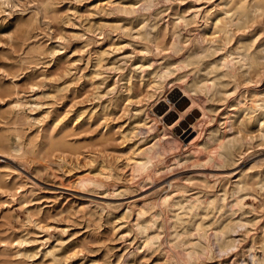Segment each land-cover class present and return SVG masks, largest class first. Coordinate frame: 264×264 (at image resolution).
<instances>
[{"label": "rangeland", "instance_id": "374dc122", "mask_svg": "<svg viewBox=\"0 0 264 264\" xmlns=\"http://www.w3.org/2000/svg\"><path fill=\"white\" fill-rule=\"evenodd\" d=\"M131 1L0 0V264H117L140 240L135 216L126 207L157 199L171 181L187 188L186 206L215 198L223 209L213 211L204 204V214L194 218L184 210L174 220L180 239L173 230L168 235L165 221L172 213L158 208L148 212L140 223L152 224L148 233L160 234L172 259L150 250L131 264H253L251 248L264 264V128L249 123L241 136L223 140L218 158L212 154L203 159L193 152L195 143H213L206 139L210 132L215 140L231 134L224 130L226 111L241 94L250 98L263 89L264 66L248 70L236 61L237 52H243L264 63V12H250L247 20L234 15L228 32L209 43L199 37L208 38L205 32L211 30L197 29L204 26L205 14H220L228 0H157L149 12L135 13L123 9ZM172 33L178 37L173 50ZM228 53L238 69L222 64L220 58ZM153 60L146 72L166 63L174 69L182 62L189 85L210 83L204 98L211 123L205 124L203 117L200 125L188 124L178 133L181 141L168 144L175 151L169 150L164 167L174 163L170 155L180 153L181 161L188 160L180 168L174 163L172 171L139 181L126 158L140 142L121 136L128 134L133 110L143 103L129 106L121 98L113 107L108 98L116 92L126 96L120 87L127 81L134 94L144 96L149 77L138 66ZM118 79L114 94L103 96ZM179 85H166L164 97L174 87L182 92ZM159 101L150 97L149 110ZM170 102L173 107L164 100L157 124L175 132L179 113L191 103ZM61 140L67 144H58ZM103 166L112 169L111 179L78 184L76 174L99 175ZM185 178L194 180L188 184ZM228 216L232 224L218 240L220 253L192 232L196 219L206 231ZM211 233L206 231L208 240ZM169 242L189 256L180 258Z\"/></svg>", "mask_w": 264, "mask_h": 264}, {"label": "bare ground", "instance_id": "6f19581e", "mask_svg": "<svg viewBox=\"0 0 264 264\" xmlns=\"http://www.w3.org/2000/svg\"><path fill=\"white\" fill-rule=\"evenodd\" d=\"M156 1L157 0H133L130 2V4H128V6H123V9L130 10L132 13L140 11L149 12L152 7L158 4V2ZM225 7L226 8L223 9L220 14L216 15L213 18L211 17V13L205 14V18L203 19L204 26L198 28L197 30L206 31L207 28H209L211 31L209 33L205 32V35H208V38H201L200 36V42L209 41L210 43L213 41L214 38H218L221 33L225 35L228 32V27L230 23L233 21L234 15H239L241 18L244 17L247 20L250 12H264V0H251L250 3L244 0H238L237 2H235L234 0H228L225 2ZM237 19L239 18L237 17ZM166 26H168V24ZM171 37V49L173 50L175 48V44L177 42L178 37L175 33H172ZM153 38L154 42H156L157 36L154 35ZM154 47L156 49L158 48L156 44L154 45ZM237 54H240V59L237 60L236 63L239 64L241 62L240 67L246 65L248 70H256L260 68V65L264 66V63L259 61V56H257L256 54L251 55L250 53L247 54L243 52H237ZM220 60L222 61V64H232L231 66L234 69H238V67H235L233 59L230 58L229 53L221 57ZM154 62L155 60H153L152 63L140 64L138 66V69L141 72H146V68L151 67ZM180 63L182 62H179V64L173 66L174 69L171 68L173 64L166 63L164 65L159 66L158 68H154L150 72H146L145 76H148L149 79L145 86L148 90H146V94L144 96L138 97L136 94H134L132 92V85L129 81L125 82V84L120 87L122 89L124 88L127 93L126 96L121 93L118 94V92L114 94L115 90H117L119 87V79L115 81L113 85L111 84L106 86V92L103 94V96H106L108 94H114L113 96L108 98V103L111 104V106L113 107L117 105L118 100L121 98L127 101L129 106L133 103H143L142 107L138 108L137 110H133L135 112L133 114L135 120L132 122V126L128 130V134H123L121 136L122 138H127L128 135L138 137L136 141H139L140 144L132 150V153L126 158V161L131 175L139 181L152 179L154 176H157L160 171L163 170L172 171L175 167L173 165L174 163L177 167L182 166L184 163H186L188 160L184 158L185 160L181 161L180 153L172 154L170 156L171 158H173L174 163L172 165H169L168 167H164V164L167 161L166 158L167 156H169L168 154H170L169 150H174L173 146H169L168 144L172 142L175 143V141H181L180 136H178V133L183 134V131L185 130L186 125L188 124L191 125V128L200 125V120L203 117L207 118V121L204 122L205 124L211 123V118L206 105L208 100L204 98V92L211 91L210 83L205 80L202 82L200 81L197 84L193 83L192 85H189L188 78H190V74L181 73V69L186 68L187 65H183L182 67H180ZM114 70H118V68ZM177 71H179V74L173 77V75ZM130 79L131 77L129 78V80ZM178 82L182 84L181 86L179 85L182 92L176 87H174L171 90L169 97H164L165 86ZM150 97L160 99L159 104L153 111L149 110L148 99ZM161 97H164V100L168 102L169 106L171 107H173V105L170 100L176 102L178 106H182L188 102L191 103V105L184 112L179 113L181 118L178 121L179 123L176 122L175 124V132L167 130L164 124L162 129L158 128L157 123L161 120L158 118L157 114H160L164 105L166 106L164 100H162ZM133 98L135 100H133ZM17 106L20 107L21 105L17 104ZM171 111L172 110H170L169 112H164V116L169 118ZM46 118L43 117V120ZM223 119L224 130L231 131V134H226L221 139L215 140L212 135L213 132H210L206 139L208 142H213L212 144L209 145L200 142L195 143L196 149L193 152L201 154L203 159H211L212 154H215L216 158H218V156L216 155V149L220 145L224 144L223 140H227L226 143L230 142L229 140L231 139H229V137L235 133L241 136L242 129L246 128V126L251 122H255L260 131L263 130L264 87L262 90H254L251 93L250 98L241 94L239 96V99L232 105V108L229 110V112L226 111ZM192 120H196V122L192 123ZM103 137L104 135H102L100 138ZM232 138L235 139V135ZM59 143L60 145L67 144L63 140L58 141V144ZM72 149H75V147L73 146ZM134 155L139 156V158H134ZM101 171L102 172L99 175L91 173H84L80 175L76 174L78 184L86 186L88 184H93L100 180L111 179L112 169L110 167L103 166ZM193 180V178L184 179V181L188 184ZM214 181L216 183L217 179H215ZM187 192L188 190L186 187L177 185L174 181H171L169 184V190L165 189L163 194L157 199L150 202L143 201L142 199L138 202L129 204L126 207V213L135 216L136 229L140 236V240L139 243L135 246L134 251L131 250L132 247L126 249L125 253L121 256L117 264H131L137 258L138 255H140L141 253L143 254L146 252H150V250L160 252L161 256L165 259H172L170 253L171 249L164 246L163 242H160V239L162 238L160 234L154 232L148 233V230L152 228V224L149 225V223H140V219L148 212L158 208L159 210H166L167 212L172 213V215H169L165 221L166 227L168 229V235L171 236L172 234L170 231L173 230L175 238L180 239L183 234L181 232H177V225L174 220H179L178 216L179 214L184 212V210H187V212H184L185 214L187 213L190 218H194L196 216H201L204 214V204L211 205L213 211L221 212V210L223 209L222 206L217 205L219 200L215 198L206 201L205 203L197 201L199 203H189V205L186 206L184 202H186L188 199L186 197ZM228 206L232 207L234 205L228 204ZM233 214L234 212H231V216ZM231 216H228L224 220L218 222V226L216 227V229H213L211 225L217 223V220L210 225L209 230H206L212 231L210 240H208V235L206 234L205 227L197 219L192 222V232L199 236V238L204 239L207 244L209 243L210 245V243H212L215 246L214 251L220 253L222 252L223 248L222 245L218 243V240L225 233H227V231H229L232 224ZM219 217H222V214ZM179 243H182V245L186 244L183 241ZM169 244L172 249L176 250L180 258L185 259L189 256L188 254L184 253V249L182 247L177 248L172 244V242H169ZM229 244L232 245L233 240L229 241ZM250 252L252 263L259 264L254 257V251L252 248L250 249Z\"/></svg>", "mask_w": 264, "mask_h": 264}]
</instances>
